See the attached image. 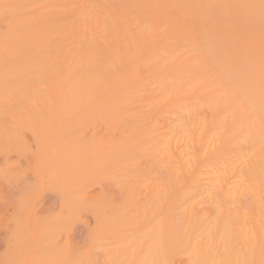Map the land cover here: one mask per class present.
<instances>
[{
	"label": "bare ground",
	"instance_id": "6f19581e",
	"mask_svg": "<svg viewBox=\"0 0 264 264\" xmlns=\"http://www.w3.org/2000/svg\"><path fill=\"white\" fill-rule=\"evenodd\" d=\"M4 80L0 148L57 123L59 241L28 218L25 264L264 256V0H0ZM102 178L118 200L89 194ZM84 211L81 250L61 235Z\"/></svg>",
	"mask_w": 264,
	"mask_h": 264
},
{
	"label": "rangeland",
	"instance_id": "374dc122",
	"mask_svg": "<svg viewBox=\"0 0 264 264\" xmlns=\"http://www.w3.org/2000/svg\"><path fill=\"white\" fill-rule=\"evenodd\" d=\"M7 81H0V85L9 82ZM37 120L32 119L22 123L21 135L15 148H0V164L2 165L0 168V189H3L2 192L8 190L11 192V189L16 190L17 188L19 190L15 195H10L13 198L16 197L14 200L9 198L7 200H11L9 204L7 202L6 204V200L2 201L0 198V264H25L22 261L23 252L20 250V242L23 239L22 233L26 230L28 218L34 219V221H37L38 227L46 230L49 244H52L55 240L59 241V227L58 231L54 227L57 223V216L62 211L59 195L57 194V187L59 186V161L56 155L58 143L57 123L54 115L50 117L49 122L47 121L45 125L42 124L41 127ZM92 129L93 125H89L87 131L90 132ZM45 144L47 148L49 147V157L47 170L45 169L47 173L44 172L42 180L41 177L38 178L41 176L40 171H37L36 165L33 167L30 158H32L31 153L38 152L39 147ZM36 172H39V175ZM35 175L38 177H35ZM25 181L34 184L29 195L19 189L23 188L21 186ZM14 190L10 194H13ZM103 191H107L111 197L119 199L116 188L110 179L102 178L97 182H91L88 186L90 195L96 196ZM7 196L6 198H8ZM94 227L95 220L92 213L84 211L79 218L73 219L66 226L61 236L63 239H68L78 249L85 250L96 245L93 241ZM243 252L245 251H235V253ZM248 253L253 252L249 251ZM221 260L224 261L225 258ZM227 261L234 264H264V256H239ZM170 262L171 264H181L185 262V259L174 258ZM48 264L59 263L51 262ZM156 264H159V262L157 261Z\"/></svg>",
	"mask_w": 264,
	"mask_h": 264
}]
</instances>
